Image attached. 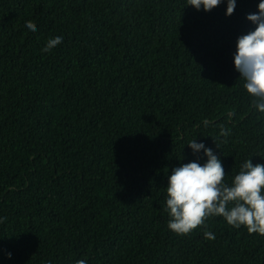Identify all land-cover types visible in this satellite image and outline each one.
I'll list each match as a JSON object with an SVG mask.
<instances>
[{
	"label": "trees",
	"instance_id": "trees-1",
	"mask_svg": "<svg viewBox=\"0 0 264 264\" xmlns=\"http://www.w3.org/2000/svg\"><path fill=\"white\" fill-rule=\"evenodd\" d=\"M187 3L0 0V264H264V235L222 216L167 227L172 169L208 159L192 139L227 184L264 164V113L234 64L260 0L231 16Z\"/></svg>",
	"mask_w": 264,
	"mask_h": 264
},
{
	"label": "clouds",
	"instance_id": "clouds-1",
	"mask_svg": "<svg viewBox=\"0 0 264 264\" xmlns=\"http://www.w3.org/2000/svg\"><path fill=\"white\" fill-rule=\"evenodd\" d=\"M221 2L188 0L187 4L197 10L203 7L205 11H211ZM236 2L227 0L226 15L234 13ZM258 9L257 13L247 16L256 27L238 37L234 64L244 80V88L254 97L253 106L264 113V0H260ZM25 26L30 31H36V24L31 20L26 21ZM62 41V36L49 38L41 51L48 53ZM204 124L207 126L208 121L205 120ZM228 134L229 131L221 128V135L227 137ZM187 145L194 152L203 150L208 159L204 164L194 160L172 169L167 183V227L178 235H187L205 225L208 218L222 216L230 226L237 229L243 226L249 234L264 235V164L254 165L252 159L246 160L231 184H227L223 163L212 148L206 147L203 142L198 143L196 138ZM204 237L215 239L214 233L207 230ZM8 256L11 258V253ZM75 264H87V260L78 259Z\"/></svg>",
	"mask_w": 264,
	"mask_h": 264
}]
</instances>
